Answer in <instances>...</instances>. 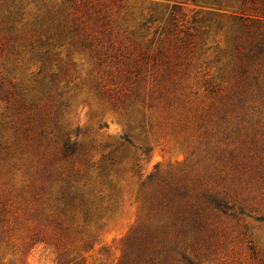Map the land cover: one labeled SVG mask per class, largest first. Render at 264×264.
<instances>
[{
	"label": "rangeland",
	"instance_id": "1",
	"mask_svg": "<svg viewBox=\"0 0 264 264\" xmlns=\"http://www.w3.org/2000/svg\"><path fill=\"white\" fill-rule=\"evenodd\" d=\"M135 245L264 264V0H0V264Z\"/></svg>",
	"mask_w": 264,
	"mask_h": 264
},
{
	"label": "trees",
	"instance_id": "2",
	"mask_svg": "<svg viewBox=\"0 0 264 264\" xmlns=\"http://www.w3.org/2000/svg\"><path fill=\"white\" fill-rule=\"evenodd\" d=\"M250 13H246L244 12V9H241V11H239L238 13V18L240 19H247L249 18ZM208 202L210 204H212L215 208H218L219 210L226 212L228 209H230V206L225 203L224 201L220 200V199H216V198H208ZM132 252L136 255V259L135 262L137 264H146L148 263H152L154 260V256L151 255L147 250L148 248L145 247V245L141 246H137L135 245L133 247V249H131ZM147 258V260H145Z\"/></svg>",
	"mask_w": 264,
	"mask_h": 264
}]
</instances>
